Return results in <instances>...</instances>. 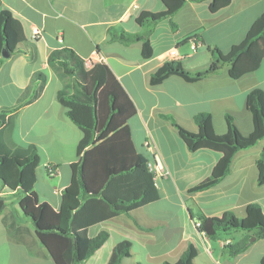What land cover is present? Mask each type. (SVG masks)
I'll return each mask as SVG.
<instances>
[{
  "label": "crops",
  "instance_id": "1",
  "mask_svg": "<svg viewBox=\"0 0 264 264\" xmlns=\"http://www.w3.org/2000/svg\"><path fill=\"white\" fill-rule=\"evenodd\" d=\"M3 10L11 13V28L25 50L12 53L0 65V108L16 102L33 84L35 72L44 70L48 76L36 101L5 116L15 119V144L24 148L34 145L38 150L40 164L34 188L40 201L60 209L62 193L72 181L71 165L77 161L76 149L82 138V132L57 99L63 84L47 64L49 55L63 48L73 49L87 69L104 63L111 70L137 110L128 125L140 159L153 160L145 147L150 141L168 171V175L156 179L161 194L158 201L89 229V237L107 231L109 238L82 264H107L114 247L122 241L130 242L131 257L124 258L121 264L176 263L189 245L197 250L193 264H260L264 238L245 252L228 257L223 252L224 243L239 241L245 233L220 234L211 241L195 229L194 223L201 218L221 217L225 212L243 218L251 203L260 204L264 212V185L256 183V161L264 140L236 153L230 172L218 184L190 193L191 187L211 175L221 155L209 150L190 152L173 123L163 115L172 116L195 132L198 127L194 116L210 113L216 131L223 134L227 131L225 115L230 114L242 133L250 132L246 98L255 88L264 90V62L255 73L240 80L231 79L226 67L196 83L170 76L153 86L150 77L173 60L193 72L207 69L211 62L209 47L218 49L226 64L264 28V0L188 1L170 20L163 19L155 25L150 38L153 55L148 59L142 57L139 43L126 45L114 36L124 32L141 34L144 28L137 23V17L144 11L163 12L160 0H0V13ZM170 21L177 25V31L171 28ZM33 27L41 30V39L33 38ZM192 35L199 39L184 41ZM172 49L177 51L176 58L169 56ZM31 52L35 54L33 58ZM1 195L7 207L0 215V264H53L32 223L19 209L18 191L2 189ZM10 213L28 229L18 236L22 242L7 234L3 217Z\"/></svg>",
  "mask_w": 264,
  "mask_h": 264
},
{
  "label": "trees",
  "instance_id": "2",
  "mask_svg": "<svg viewBox=\"0 0 264 264\" xmlns=\"http://www.w3.org/2000/svg\"><path fill=\"white\" fill-rule=\"evenodd\" d=\"M188 1L199 0H160L164 6L163 12L144 11L137 17V23L144 28L141 34L124 32L114 37L126 45L139 43L142 57L148 59L153 55L150 38L155 25L163 19L170 20ZM10 23L11 13L8 10L1 11L0 53L4 47L12 53L25 50L19 46ZM170 26L174 31L178 30L171 21ZM198 39V35H192L184 41ZM208 51L211 62L207 69L193 72L180 61H168L151 75L150 84L159 85L170 76L196 83L225 67L233 80L255 73L264 62V28L250 38L226 64L221 61L218 49L209 47ZM34 56V52H31L30 57ZM4 60L0 55V65ZM47 64L63 84L57 93L60 105L82 132L76 149L77 161L71 165L72 181L62 193L59 210L40 201L34 188L40 164L38 150L34 145L26 148L16 145L13 141L15 119L13 116L5 117L40 97L48 76L44 70H39L33 75V84L23 90L14 104L0 108V215L7 207L1 190L18 191L19 209L32 223L38 241L46 249L53 264H82L109 238L107 231L89 237L91 227L122 214L129 215L137 208L158 201L161 194L154 175L140 159L131 137L128 122L136 116V107L111 70L104 63L94 64L87 69L85 61L71 48L52 52ZM245 105L251 120L248 133L238 129L235 118L230 114L225 115L227 131L223 134L216 131L210 113L194 116L198 127L195 132L180 125L172 116L163 115L173 123L190 152L209 150L221 155L211 175L191 187L188 190L190 193L218 184L230 172L236 153L264 140V90H251ZM256 166V183L263 186L264 148ZM198 221L200 227L197 231L211 241H215L220 234L245 233L239 241H229L224 245L223 252L228 257L245 252L255 241L264 238V212L258 203L248 204L243 218L225 212L221 217L201 218ZM3 223L9 238L22 242L18 236L28 229L20 225L16 216L13 213L4 216ZM196 255L195 247L189 245L179 261L166 264H193ZM130 257L131 244L122 241L114 247L107 264H121L124 258ZM260 264H264V255Z\"/></svg>",
  "mask_w": 264,
  "mask_h": 264
},
{
  "label": "built area",
  "instance_id": "3",
  "mask_svg": "<svg viewBox=\"0 0 264 264\" xmlns=\"http://www.w3.org/2000/svg\"><path fill=\"white\" fill-rule=\"evenodd\" d=\"M32 35H33V38H35L37 40L42 38L41 30L37 27H33ZM169 56H170V58H176L178 56L176 49H172L169 52ZM103 60H104V58L101 57L100 61H103ZM86 63H89V60H87ZM145 147L153 154V160L147 161L145 163H146L148 170L154 175L155 182H156V179L158 176H166V175H168V171L166 170V168L162 164V162L159 161V156H158L156 146L152 142L147 141L145 143ZM49 173L53 174L54 172H53V170H49ZM194 227L197 230L200 227V222L196 221L194 223ZM202 235H204V234H202ZM228 242L229 241H226L224 243V245L227 244Z\"/></svg>",
  "mask_w": 264,
  "mask_h": 264
},
{
  "label": "water",
  "instance_id": "4",
  "mask_svg": "<svg viewBox=\"0 0 264 264\" xmlns=\"http://www.w3.org/2000/svg\"><path fill=\"white\" fill-rule=\"evenodd\" d=\"M1 57L3 59H8L10 58V56L12 55V52L7 48V47H4L2 50H1V53H0ZM253 238L250 239V241H252Z\"/></svg>",
  "mask_w": 264,
  "mask_h": 264
},
{
  "label": "rangeland",
  "instance_id": "5",
  "mask_svg": "<svg viewBox=\"0 0 264 264\" xmlns=\"http://www.w3.org/2000/svg\"><path fill=\"white\" fill-rule=\"evenodd\" d=\"M261 75H264V71L261 73ZM138 135V134H137Z\"/></svg>",
  "mask_w": 264,
  "mask_h": 264
}]
</instances>
